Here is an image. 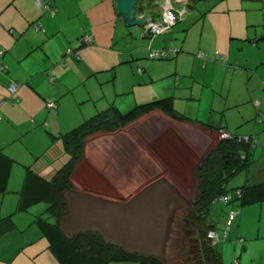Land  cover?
<instances>
[{"label":"crops","instance_id":"crops-1","mask_svg":"<svg viewBox=\"0 0 264 264\" xmlns=\"http://www.w3.org/2000/svg\"><path fill=\"white\" fill-rule=\"evenodd\" d=\"M41 3L49 10L38 8L35 0H0V67L6 66L0 71V153L13 161L7 191L0 195V264H60L34 223L38 216H47L46 208L34 212L43 204L39 203L17 211L19 192L27 167L49 181L69 160L61 137L91 118L86 119L89 114L171 99L174 112L195 123L179 122L159 111L136 121L154 117V122L193 132L210 147L207 153L218 143L213 140L218 130L256 138L258 130L264 132V0H217L210 9L194 11L151 40L142 27L124 25L116 13V0ZM183 3L173 4L177 12ZM188 3V10L196 8L192 0ZM152 4L146 0L138 5L137 17L158 18L163 1ZM86 34L93 37L90 46L79 42ZM148 47L178 53L162 63H147ZM68 50L71 54H66ZM200 52L204 59L197 57ZM216 52L222 59L216 60ZM12 82L17 90L11 99L7 88ZM49 101L57 106L55 114L46 109ZM99 102L108 108L98 112ZM97 135L110 134L89 137L84 154L88 141ZM253 154L254 148L250 163ZM246 171L244 183L234 188L261 183L264 159ZM75 186L65 194L67 208L59 223L66 237L91 230L70 223L75 200L88 195ZM261 229L264 203L243 207L226 241L235 240L237 245L241 236L251 240L248 236L255 231L259 238ZM217 251L222 258L218 247Z\"/></svg>","mask_w":264,"mask_h":264},{"label":"rangeland","instance_id":"rangeland-1","mask_svg":"<svg viewBox=\"0 0 264 264\" xmlns=\"http://www.w3.org/2000/svg\"><path fill=\"white\" fill-rule=\"evenodd\" d=\"M215 1L191 3V6L197 4L196 8H187L179 25L194 11L210 9L216 5ZM157 2L161 4L160 0ZM146 62L162 63L163 60L148 58ZM100 102L98 112L108 108ZM127 109L119 111L124 114ZM93 115L89 114L86 119ZM162 123L150 117L114 134L97 135L88 141L73 183L74 189L78 185L88 195L75 200V213H71L69 220L75 227H90V233L127 252L154 256L163 259L165 264H203L197 251L199 240L202 242L198 235L201 227L188 219L187 211L195 197L194 172L210 147L203 146L201 137L193 132ZM240 135L235 136L243 137ZM255 139L258 145L251 157L252 168L263 164L264 132L258 130ZM213 140L217 143L219 137ZM246 174V170L235 174L227 189L242 185ZM113 197L120 201H113ZM40 206L34 212L46 208L44 204ZM228 207L219 202L212 207V213H216L212 222L219 233L224 228ZM248 237L252 239L241 236L237 245L231 239L217 243L223 264H232L234 257L238 264H264L263 229L259 238L256 231Z\"/></svg>","mask_w":264,"mask_h":264},{"label":"trees","instance_id":"trees-1","mask_svg":"<svg viewBox=\"0 0 264 264\" xmlns=\"http://www.w3.org/2000/svg\"><path fill=\"white\" fill-rule=\"evenodd\" d=\"M153 111H159L179 122L195 123L176 114L171 99L139 105L124 114L115 107H110L61 137L64 152L69 156V160L56 171L51 180L46 181L30 167L26 168L23 187L19 192L17 211H26L32 205L39 203L46 205L47 216H38L34 223L38 224L47 238L60 264H165L163 259L138 252H127L115 244H108L89 231L66 237L59 227L67 208L65 194L75 190L72 177L84 155L86 139L99 133L112 134ZM253 148L250 143L239 142L237 137L230 140L219 139L216 147L206 153L194 172L195 197L191 208L187 211V217L193 224L201 227L198 235L202 242L199 240L200 250L197 251H200L203 264H223L217 251V243L225 242L228 234L224 240H219L214 246L206 238L209 231L219 232L216 224L212 222V218L216 215L212 213V207L219 202V198L239 191L241 195L228 206L237 203L235 208L240 210L252 204L264 203V180L254 185L247 183L241 187L227 189L229 180L235 174L248 169ZM12 163V160L0 153V195L7 191ZM2 222L3 220L0 224ZM236 260L237 258L234 257L232 264Z\"/></svg>","mask_w":264,"mask_h":264},{"label":"built area","instance_id":"built-area-1","mask_svg":"<svg viewBox=\"0 0 264 264\" xmlns=\"http://www.w3.org/2000/svg\"><path fill=\"white\" fill-rule=\"evenodd\" d=\"M163 1L162 7H161V13L159 15L158 18L153 19V20H148L145 29H144V33H145V37H147L149 40H151L153 37L155 36H159V35H163L168 33L171 28L180 20V18L182 17L183 13H184V8L182 10L181 13L177 12L175 10V8L173 7V4H177V3H181L184 2L183 4L187 3V0H161ZM35 5L40 8L43 11H48V5H43L41 3V0H35ZM161 6V5H160ZM51 15L54 14V11H50ZM79 42L82 46H90L93 44V37L90 35H82L81 38L79 39ZM149 53H148V58L151 60H167L170 58H174L178 51L175 49H171V48H167V49H161V50H152L149 47L147 48ZM66 54H71V51L68 50L66 52ZM216 60L218 59H222V56H219V53L216 52ZM198 58L200 59H204L205 55L203 52H200L197 55ZM6 68V66H1L0 67V71H4V69ZM52 80V79H50ZM17 90V84H15L14 82H12L9 87L7 88V91L9 93L10 98H14L15 93ZM0 106H1V102H0ZM46 109L50 112V113H55L57 106L54 102H46L45 103ZM1 118V116H0ZM218 137L220 140H230L234 137V136L230 133H228L227 131H223L221 130L218 133ZM239 142L242 143H250L253 147L256 146L257 142L254 136L252 137H237ZM240 192L236 191L233 192L231 194H226L223 195L219 198V202L222 205L228 206L231 202L235 201L236 198H238L240 196ZM240 213V209L239 208H235V207H230V209L227 211L226 214V220H225V226L224 229L222 230L221 233L216 232V231H209L207 233V240H209L211 242V244L214 246L219 240H224L225 237L228 234V231L230 230V227L232 226V224L234 223V221L236 220L237 216ZM233 264H238L237 261H234Z\"/></svg>","mask_w":264,"mask_h":264},{"label":"water","instance_id":"water-1","mask_svg":"<svg viewBox=\"0 0 264 264\" xmlns=\"http://www.w3.org/2000/svg\"><path fill=\"white\" fill-rule=\"evenodd\" d=\"M144 1L146 0H116V13L121 18L125 26L127 27L139 26L145 29L148 20H153V19H146L144 17H137L138 14L137 6L142 4ZM151 1L153 3L152 4L153 7L159 4L157 0H151ZM192 1L202 2L204 0H192ZM188 2L189 0H187V3L184 4L183 6L184 10L187 9L189 4ZM177 23H179V21Z\"/></svg>","mask_w":264,"mask_h":264}]
</instances>
